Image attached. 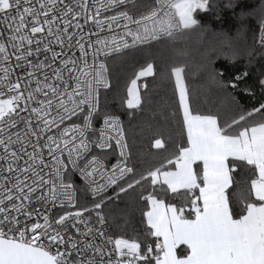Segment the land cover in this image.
I'll list each match as a JSON object with an SVG mask.
<instances>
[{"label":"snow or ice","instance_id":"obj_1","mask_svg":"<svg viewBox=\"0 0 264 264\" xmlns=\"http://www.w3.org/2000/svg\"><path fill=\"white\" fill-rule=\"evenodd\" d=\"M0 264H264V0H0Z\"/></svg>","mask_w":264,"mask_h":264},{"label":"trees","instance_id":"obj_2","mask_svg":"<svg viewBox=\"0 0 264 264\" xmlns=\"http://www.w3.org/2000/svg\"><path fill=\"white\" fill-rule=\"evenodd\" d=\"M247 2V0H242V3ZM236 11H239V7L236 9ZM211 26L213 27L214 30H225L227 32H229V34H235L236 32V28H237V24L235 22V20L232 18V13L229 11H225L224 13H222V19L221 20H210ZM193 47H195V45L193 44ZM199 58L196 57L195 61H193L192 63H190L189 65V70L194 72L196 71V62H198ZM159 64V61L157 62ZM244 63V60H240L236 63V65L234 66L235 68H240ZM215 67L217 68H221L222 70H227V71H231L233 70V66L229 65L227 63V61H224L223 59H218L215 62ZM256 67H259V65H256ZM203 81L201 80V78L199 77H190L189 78V84L190 86L196 88L200 83H202ZM209 103H213V102H218L215 96H209L208 97ZM242 103H246L245 100L241 99ZM150 116V114H148ZM135 122V121H134ZM143 150L145 152L148 151V139L147 137L145 138H140L137 137V143L136 145L133 146L132 148V152H133V158L135 159L137 156L138 151ZM154 151V150H153Z\"/></svg>","mask_w":264,"mask_h":264}]
</instances>
